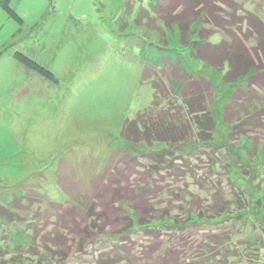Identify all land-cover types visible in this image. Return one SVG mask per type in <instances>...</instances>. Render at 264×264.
Instances as JSON below:
<instances>
[{
  "label": "rangeland",
  "instance_id": "rangeland-1",
  "mask_svg": "<svg viewBox=\"0 0 264 264\" xmlns=\"http://www.w3.org/2000/svg\"><path fill=\"white\" fill-rule=\"evenodd\" d=\"M161 2L12 0L22 21L0 5V205L38 222L0 218V264H98L124 243L134 264H264V90L247 94L254 125L232 137L223 107L247 84H225L221 72L192 59L178 28L138 21L143 10L155 17ZM244 6L264 19V0ZM211 27L201 18L192 28L217 31ZM16 52L58 83L20 64ZM165 58L213 83L216 130L205 147L122 140L126 121L154 101L143 66ZM135 201L149 208L148 230L128 231L127 210L111 204ZM54 204L72 207L68 228L33 217L53 213Z\"/></svg>",
  "mask_w": 264,
  "mask_h": 264
},
{
  "label": "trees",
  "instance_id": "trees-1",
  "mask_svg": "<svg viewBox=\"0 0 264 264\" xmlns=\"http://www.w3.org/2000/svg\"><path fill=\"white\" fill-rule=\"evenodd\" d=\"M11 1L0 0V5L17 20L22 21L10 6ZM242 1L238 4L234 0H162L157 12L155 11V17H152L149 11L143 10L138 18L139 22H148V27L155 26L157 29L155 24L158 22L165 28H178L181 41L183 43L187 42L185 46L190 52V57L202 61L221 72L225 84L238 87L240 86L238 84L240 80L245 81L249 90L247 89L248 91L244 92L241 89H236L231 99L223 107L222 120L225 124L232 125V137L235 133H238L241 126L254 125L256 117L252 115L254 112H250L246 106V102L250 100L247 94L252 92L255 87L264 90V19L245 8L244 5L247 0ZM216 2L228 5V8L223 11L219 6H216ZM208 4L212 10H210ZM179 6L181 11L177 12L178 9L176 8ZM197 7L200 8V11H195ZM229 7L234 12L230 15L227 14ZM218 10L226 13L227 17H222ZM241 10H245L246 13L243 16L237 15L238 11ZM202 13L204 14L202 15ZM201 18L212 26L211 28L215 27L217 31L200 30L196 32L192 27ZM215 35H219V39L212 41L211 39ZM14 57L28 69L58 83L51 72L23 53L16 52ZM172 60L165 58L160 66L149 63L143 66L141 80L152 84L155 91L154 101L151 108L138 114L134 120L126 121L121 133L123 141L132 145L159 143L168 148H181L188 145L198 148L199 144L203 146L212 140V135L216 130V122L211 107L214 97L213 83L206 78L194 76L193 73L185 70L181 61ZM144 195L146 194L143 193L139 199L143 200ZM116 198L113 200H116ZM29 201V205L36 202L31 199ZM138 203L140 202L111 203L117 206L116 209L118 210H127L131 223L127 228L128 231L137 228L148 230L153 226L152 218H147L150 213L149 208L147 206L143 208ZM63 206L62 204H54L53 213L38 211L35 214L32 211L35 214L33 217L36 216L39 220L46 218V223L49 225H51L49 223L51 220L56 219L58 224H52L51 226L66 229L70 225L68 220L65 221V219L73 210L72 207L65 209ZM13 207L20 210L21 207H25V204L14 203ZM142 208L143 213L141 212ZM28 213L30 214V209ZM103 215L99 213L96 220L100 221ZM0 218L8 224L17 219L25 220L26 224L38 223L35 220L29 221L26 217L19 216L1 205ZM117 221L116 219V224H118ZM70 232L74 234L73 229H70ZM58 235L55 239L56 242L63 236ZM118 248L117 252L112 255L102 254L97 261L98 264H119L122 260L126 264H134L125 259V256L128 257L129 254L127 244L124 243ZM0 253H2V250H0ZM114 255L116 256L114 257ZM116 257L120 261L118 259L114 260ZM37 263H39V260L36 259Z\"/></svg>",
  "mask_w": 264,
  "mask_h": 264
}]
</instances>
